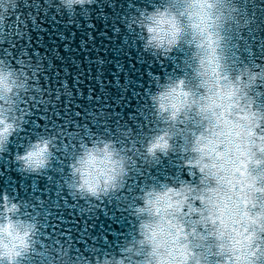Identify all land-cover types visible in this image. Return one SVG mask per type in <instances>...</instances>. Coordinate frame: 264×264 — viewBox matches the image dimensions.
<instances>
[{
	"label": "clouds",
	"instance_id": "1",
	"mask_svg": "<svg viewBox=\"0 0 264 264\" xmlns=\"http://www.w3.org/2000/svg\"><path fill=\"white\" fill-rule=\"evenodd\" d=\"M35 2L39 9L25 0H0V152L22 129L37 93L49 99L38 83L43 65L13 54L23 22L49 8V0ZM92 2L50 0L51 9L69 16ZM134 9L126 27L138 32L143 49L166 58L183 45L188 71L157 82L148 100L160 123L140 145L130 142L131 128L120 129L125 144L95 132L79 142L66 185L96 201L120 192L138 152L146 160L180 154L189 179L141 185L139 202L128 206L135 234L118 254L79 264H264V59L237 63L229 42L252 17L241 0H160ZM56 140L39 135L27 143L14 156L19 169L47 170ZM38 225L15 194L0 193V264H25L34 249L42 251ZM53 256L56 264L60 257Z\"/></svg>",
	"mask_w": 264,
	"mask_h": 264
},
{
	"label": "water",
	"instance_id": "2",
	"mask_svg": "<svg viewBox=\"0 0 264 264\" xmlns=\"http://www.w3.org/2000/svg\"><path fill=\"white\" fill-rule=\"evenodd\" d=\"M160 0H93L74 16L45 8L40 17L29 15L24 30H17L13 54L32 57L43 65V99L29 102L31 111L0 152V193L22 201L23 210L39 220L38 247L25 264H79L84 258L118 254L121 242L135 234L137 221L129 205L139 202L141 185L189 179L180 154L146 160L136 153L125 188L96 201L67 188L69 162L78 143L92 133L115 134L131 128V141L143 143L160 122L152 114L148 97L157 82L188 71L189 50L183 45L166 58L146 52L125 17L134 5L151 7ZM251 22L230 35L232 59L237 63L264 59V0H241ZM26 7L39 9V3ZM51 9V10H50ZM22 23L17 21V24ZM22 27V26H21ZM3 41H0L2 44ZM11 43V41L9 42ZM41 97V98H40ZM264 99V97H262ZM34 105V106H33ZM39 135H56L50 167L40 174L19 169L17 152Z\"/></svg>",
	"mask_w": 264,
	"mask_h": 264
}]
</instances>
